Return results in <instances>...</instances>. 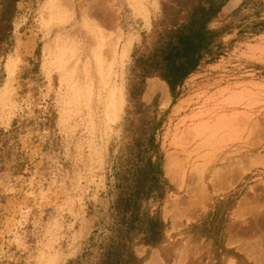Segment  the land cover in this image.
I'll use <instances>...</instances> for the list:
<instances>
[{
    "label": "rangeland",
    "instance_id": "rangeland-1",
    "mask_svg": "<svg viewBox=\"0 0 264 264\" xmlns=\"http://www.w3.org/2000/svg\"><path fill=\"white\" fill-rule=\"evenodd\" d=\"M203 1L219 11L198 71L107 126L103 92L64 103L54 53L73 41L87 78L102 53L139 96L190 0H153L128 59L117 0H0V264H107L110 243L118 264H264V0Z\"/></svg>",
    "mask_w": 264,
    "mask_h": 264
},
{
    "label": "trees",
    "instance_id": "trees-1",
    "mask_svg": "<svg viewBox=\"0 0 264 264\" xmlns=\"http://www.w3.org/2000/svg\"><path fill=\"white\" fill-rule=\"evenodd\" d=\"M214 4L213 1L190 0L186 22L170 32L166 41L148 57L146 77H157L166 82L173 94L175 87L180 86L188 75L197 70L202 64L211 40L212 31L207 25L219 11L218 6ZM136 217V212L130 213V218L135 220ZM154 242H158L155 236L145 243ZM110 244L107 251L101 253L102 260L105 258L104 262L107 264H118L120 245Z\"/></svg>",
    "mask_w": 264,
    "mask_h": 264
},
{
    "label": "bare ground",
    "instance_id": "bare-ground-1",
    "mask_svg": "<svg viewBox=\"0 0 264 264\" xmlns=\"http://www.w3.org/2000/svg\"><path fill=\"white\" fill-rule=\"evenodd\" d=\"M237 3L238 0H233L229 6L225 7L226 10L232 8L233 6H236ZM137 5H139L138 2ZM137 14L140 15L143 19L146 18L145 13L141 9H139V7L137 8ZM96 45L98 47L101 46L99 42H97ZM62 48L63 50H61L60 53H54L53 62L47 64L48 77L50 75L53 76V73L58 70V77H60V81L63 82L65 88L64 95L66 98L64 100V103H71L70 105H73L72 107H75V110L80 109V106L81 104L83 105V102L90 101V98H93V96L95 95L101 96L100 93L103 92L105 99L100 100V104L103 108V114L106 119L105 123L108 126L110 122L118 118L123 100L121 87L116 88L115 86H112L111 79L109 78V74L111 73V69L113 66L111 67V65H108L102 53L97 52L93 57V75L87 78V75L85 77L84 65H80L79 63V54L77 53L78 46L72 41L69 45L65 44V46H62ZM43 67H45L44 64ZM11 68V63H9L7 65L8 76H11ZM155 84L156 82L154 81H150L148 83L147 92L144 96L145 101H148L150 96L156 91L162 89V85L156 86ZM6 95L7 91L3 86L2 88H0V104L4 101ZM86 103L84 104L87 105L88 103ZM91 122H93L92 119ZM145 264H157L156 257L152 255V257Z\"/></svg>",
    "mask_w": 264,
    "mask_h": 264
},
{
    "label": "crops",
    "instance_id": "crops-1",
    "mask_svg": "<svg viewBox=\"0 0 264 264\" xmlns=\"http://www.w3.org/2000/svg\"><path fill=\"white\" fill-rule=\"evenodd\" d=\"M227 1H228V3L226 6H229L233 0H227ZM245 1H256V0H238L236 7H239ZM117 2L120 5V22L122 23V25H124V28H122V31H121V37L122 38H128V41H127L128 42V50H127L126 56H124V57L121 56V53H122L123 49L125 48L126 44L124 45L123 49L120 51V56L123 59L124 58L128 59V58H130L131 50L133 48L132 44L129 42V40H131V37L133 36V35H131L132 31H134L133 30V25H134L133 23H136L137 19L142 18L140 15L137 14L136 8L139 7V9H141L145 13L146 18L144 19V21L146 24H150L149 22H151V16L155 10V3L153 2V0H117ZM137 2L139 3V5H137ZM188 16H189V14L187 12V17L182 18V20L180 21L181 22L180 25H183L186 22ZM212 21H214V19L210 20V22L208 24H211ZM180 25H177V27H179ZM125 62L126 61L124 60L123 63L125 64ZM200 67H201V65L198 66L196 71H194L190 75H188L184 79L183 83L180 86L177 85L175 87V91L173 94L170 91L169 86L166 82L160 80L157 77L149 76V77L145 78V85H144L145 89H144V92L139 94V96H137V93H136V90H137L136 86H134L133 88H131L129 86V87H127L128 90H126V88L124 86V93L122 94L123 99H125V100L128 99L129 101H131L132 99L135 100V99H137V97H139L140 101L144 100L145 99L144 98L145 93L147 92L148 83L150 81H154V82H156V84H155L156 86L162 85V89L158 90L154 94H152L148 101H145V100L144 101L149 102L150 99L154 95L161 94V95H163L164 100H167V101L169 100L170 103H172L174 101L173 99H176V98H174V96L177 95L178 90L180 88H183V85L185 84L186 80L189 77L193 76L198 71V69ZM159 244H160V242H156V243L149 244V245L153 246V245H159ZM147 247H149V246H147ZM158 250H159V247L157 246L156 249H154V251H158ZM152 252H153V250H152Z\"/></svg>",
    "mask_w": 264,
    "mask_h": 264
}]
</instances>
